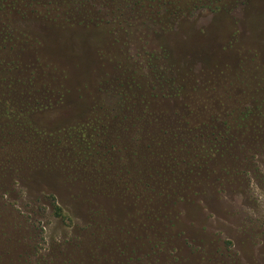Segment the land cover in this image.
Masks as SVG:
<instances>
[{
    "label": "rangeland",
    "instance_id": "rangeland-1",
    "mask_svg": "<svg viewBox=\"0 0 264 264\" xmlns=\"http://www.w3.org/2000/svg\"><path fill=\"white\" fill-rule=\"evenodd\" d=\"M0 111V264H264V0H0Z\"/></svg>",
    "mask_w": 264,
    "mask_h": 264
},
{
    "label": "trees",
    "instance_id": "trees-1",
    "mask_svg": "<svg viewBox=\"0 0 264 264\" xmlns=\"http://www.w3.org/2000/svg\"><path fill=\"white\" fill-rule=\"evenodd\" d=\"M194 7V5H193ZM209 10V8H205L202 7L201 10ZM8 114L7 113H2V111H0V123L4 122L7 119ZM29 116V114L25 115L24 113H22V118L20 120V122H16V125H19L18 128H22L23 130L27 129L29 130L30 128H28V126H31V123L29 121V118H27ZM24 141V139H22ZM170 188H173V186H169ZM189 186H186L185 189H189ZM171 194H169L170 196ZM54 210L57 212V214H60V209L57 207H54Z\"/></svg>",
    "mask_w": 264,
    "mask_h": 264
}]
</instances>
